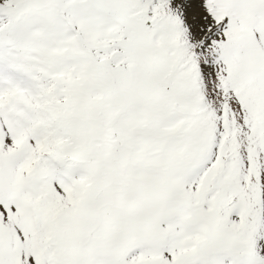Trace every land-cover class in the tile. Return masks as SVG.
Listing matches in <instances>:
<instances>
[{
	"label": "snow or ice",
	"instance_id": "snow-or-ice-1",
	"mask_svg": "<svg viewBox=\"0 0 264 264\" xmlns=\"http://www.w3.org/2000/svg\"><path fill=\"white\" fill-rule=\"evenodd\" d=\"M0 264H264V0H0Z\"/></svg>",
	"mask_w": 264,
	"mask_h": 264
}]
</instances>
